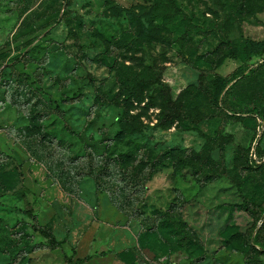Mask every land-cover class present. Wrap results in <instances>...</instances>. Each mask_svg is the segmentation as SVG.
Wrapping results in <instances>:
<instances>
[{
  "label": "rangeland",
  "instance_id": "obj_1",
  "mask_svg": "<svg viewBox=\"0 0 264 264\" xmlns=\"http://www.w3.org/2000/svg\"><path fill=\"white\" fill-rule=\"evenodd\" d=\"M64 3L0 0V264H264V0Z\"/></svg>",
  "mask_w": 264,
  "mask_h": 264
},
{
  "label": "trees",
  "instance_id": "obj_2",
  "mask_svg": "<svg viewBox=\"0 0 264 264\" xmlns=\"http://www.w3.org/2000/svg\"><path fill=\"white\" fill-rule=\"evenodd\" d=\"M69 1L70 0H65L64 7L68 4ZM150 1L151 0H143L144 4L129 6L127 8L123 6L120 7V5L108 4L107 9L109 14L112 16L119 17L123 15L126 18L128 28L131 31L134 40H137L140 43H155L162 47L169 46V43L162 37L160 29L156 27V25H152L154 18V8L147 7L145 5V3H149ZM243 51L246 54H249V56H255L263 53L264 40L252 41L249 39H245L243 44ZM227 59H235V53L221 56L219 59H217L214 67L218 68ZM225 86L226 82L220 77H217L214 82L211 100L213 102V105L217 106L218 108L220 107V105L218 104V98L223 93ZM156 168L157 166L154 167L149 176L154 173ZM24 215L34 223L33 226L35 227V230L39 233V235L47 240L46 243L50 250H60L61 242L55 239L48 227L36 224V218L33 214H31L30 209L26 210ZM64 258L67 264H80L82 261L84 262V260L81 258L77 259L75 263H73L72 258L70 257L64 256Z\"/></svg>",
  "mask_w": 264,
  "mask_h": 264
},
{
  "label": "built area",
  "instance_id": "obj_3",
  "mask_svg": "<svg viewBox=\"0 0 264 264\" xmlns=\"http://www.w3.org/2000/svg\"><path fill=\"white\" fill-rule=\"evenodd\" d=\"M255 144H253V148H254ZM252 152H253V149H252Z\"/></svg>",
  "mask_w": 264,
  "mask_h": 264
}]
</instances>
